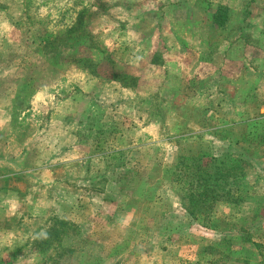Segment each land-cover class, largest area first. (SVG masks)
Listing matches in <instances>:
<instances>
[{
  "label": "rangeland",
  "instance_id": "obj_1",
  "mask_svg": "<svg viewBox=\"0 0 264 264\" xmlns=\"http://www.w3.org/2000/svg\"><path fill=\"white\" fill-rule=\"evenodd\" d=\"M21 5L9 48L0 52V79L18 81L16 89L14 82H0V93L17 90L10 105L18 148L15 156L8 151L4 156L17 158L28 142L30 151L23 167L0 172V264H52L57 249L46 244L41 256L37 242L56 219L71 218L72 210L86 219L71 226L63 242L75 252L68 264H165L147 238L158 228L152 224L163 208L178 203L180 166L188 161L193 173L199 165L213 173L220 159L212 156L229 155L244 163L242 192L251 200L236 215L219 208L210 225L251 234L264 253V0H22ZM83 10L91 11L94 37L82 29L65 38ZM217 12L222 23L210 24L208 15ZM72 68L91 82H67L66 76L78 75ZM39 92L47 94L44 111L63 112L62 123L89 126L91 146L103 147L84 148L82 156L95 159L103 150L101 163H62L53 144L57 123L48 124L45 114L31 109ZM136 124L153 127L155 135H145L139 149L117 152L140 133ZM110 138L118 141L112 154ZM4 139L0 135L1 143ZM36 160H46L43 170ZM159 194L163 202L153 204ZM40 198L44 209H31ZM164 228L163 222L160 231ZM202 239L195 243L204 246ZM231 246L222 243V249ZM197 250L194 246L192 257ZM32 251L39 257H31Z\"/></svg>",
  "mask_w": 264,
  "mask_h": 264
},
{
  "label": "crops",
  "instance_id": "obj_2",
  "mask_svg": "<svg viewBox=\"0 0 264 264\" xmlns=\"http://www.w3.org/2000/svg\"><path fill=\"white\" fill-rule=\"evenodd\" d=\"M21 3H22V0L21 1L0 0V52L2 53L5 52L3 50H7L9 48V40L7 39V37L14 31L15 28L17 29L18 24L16 22V19H18V16H20V19H21V16H23L22 15L23 10H22ZM220 6H222V4H220ZM18 7L21 8V10L19 11V14H18ZM158 34H160V32H158ZM177 45L179 46L180 44L176 43V46L172 45L175 51L179 49ZM190 46L184 47L183 49L189 50L191 49ZM169 48L170 47H168V49ZM72 72H77L78 75H70L72 78H68V76H66L67 82H70V80H72V83L74 85H78L76 84V81H78L83 86L85 82H91L88 76H85V75L80 76L78 70L72 68ZM0 80H1L0 81L1 83H7V82L13 83L14 82L16 86L15 89L18 86L17 85L18 81L15 78H7V79L2 78ZM78 89H81V88H78ZM15 92H17V90H13L12 92L8 90L7 92L0 93V135L5 136L3 143H1L0 141V148H2L1 146H3V144L6 147V148L3 147L4 153L2 156L0 155V172L1 173H2V170H5L6 168L10 169V167H12L15 169V167L16 168L23 167V163H25L26 159H28L29 157L27 155V153L30 151L27 148V146L29 145V142L28 144H26V148H24L25 151L20 150L18 152L17 158H14L13 160L10 159L8 161L6 157L4 156L6 151H8V157L9 155L15 156L16 149L18 148V143H16L15 140L11 137V133L13 132V129H12L13 110L10 104H12V102H14L13 99L16 98V96L14 97ZM45 94L42 92L36 93L30 105L33 111L40 112L47 116L45 118L46 120H48V124L49 122L57 123L56 124L57 128L55 129L52 128V131L56 135V140H57V142L53 144H57V147H59V148L55 147L56 150L60 149V150H57V152L60 155L62 154L61 156V159H63L61 160L62 163L66 161H67L66 163L75 162V163H78V165L82 163H90V164L101 163L98 161L99 160L103 161L102 156H105L103 154L107 153V152H103V150H101L102 154L99 157L96 156L95 159H89L88 156H85V157L82 156L84 154L83 153L84 150L82 149L84 148H92V149L97 148L99 150L100 148L103 147L101 144H98L100 142H98L97 145L91 146L92 136L91 134L89 135L88 133L89 128H87L89 126L84 125L80 122L77 124L62 123L60 120V117H63V119L66 118L65 114H62L63 112L60 113L57 111H53L51 108L44 111V107L46 106L45 101L47 100L46 99L47 94L46 95ZM87 113L89 114V112ZM46 124H47V121H46ZM48 126L49 125L46 126V130H45L47 132H48L47 130ZM136 127H137L136 130L140 131V133H136L137 135L136 138L130 139V141H128L126 145L120 144V146H118L117 148V152L122 153L123 151L128 150V149H131V150L139 149L142 144L145 145V142H144L145 135H148V136L155 135L153 132L154 130L153 127L150 130L144 127L142 128V126H140L139 124H136ZM49 129L51 130V128ZM84 129H87L88 134H83ZM43 130L41 129L40 132L37 131L36 135L33 136V139L31 140L30 138L29 141L31 140V142H35L37 139L36 136L42 135ZM88 135H89V138H88ZM85 136L86 138L84 139ZM114 143L117 144L118 141L116 140L114 142L113 138H110L108 144L106 141V145H108V147L110 148L109 153L111 154L114 153V150L111 151L112 148L114 149L116 147V146H113ZM43 149L45 150V148ZM53 149H54V146H52V150ZM20 152H22L21 155H20ZM226 157L234 158L235 156L229 155ZM226 157L220 158V157L212 156V159L215 158V159L224 160ZM87 159H89L88 160L89 162L87 161ZM44 161L46 160H36L35 162H33L35 164L41 163L39 167L37 168V170L40 171L44 169V167L41 166ZM15 171H13L12 173H16ZM84 171H86V169H84ZM106 172L108 171L106 170ZM174 189H176L174 193L175 202L176 200L178 202L177 186ZM93 192L94 190H90V189L85 190L86 194H92ZM37 200L39 201L40 205L31 204L30 208L35 209L39 212L40 210L42 211L44 209V206L42 208L41 204L46 200L41 199V198ZM162 202L163 200L161 199L160 194H159L156 197L153 204L162 203ZM245 205H246L245 202L238 204L235 202L219 201L218 203L214 205L212 210L209 213H207L206 217H208V222L203 224V222L200 221L201 219L195 220L193 218H190L186 214V212L182 208L179 207V202L176 203L175 205L172 204L170 208L168 206L169 210L168 208H165V209L163 208V210L159 214L160 215L159 218L153 221L152 227L154 224H156L158 228H153L151 235L148 236L147 238L148 239L147 243H151V247L153 245L158 246L157 249L159 251L157 253L161 254V256L163 257L162 261L165 264H176V262L174 261H177V260H178V264H263L262 261L264 257H262L257 250V246L258 245L262 246V243L258 242V240H256L251 234H249L248 237H244V235H242L241 230L233 229V230L222 231L220 227L217 226L216 224L210 225V220L213 221L214 215L217 214V211H219V208L232 209L233 215L234 214L236 215V211H238V209L239 210L243 209ZM74 208L77 209L76 206H74ZM250 210H252V208H250ZM253 212L254 210H252V213ZM166 217H171L172 220H164V218ZM83 218L86 219L85 214H81V212L78 210L77 211L72 210L71 218L70 217L68 218L59 217L58 219L61 221L67 222L68 224L72 226V228H74L75 226H77V223H79ZM91 218L93 219V217ZM232 220L235 221V218L233 217ZM224 221H227V220H224ZM163 222H164V227H165L164 229H166V231L161 232L160 228H162ZM189 231L194 232L195 233L194 236L197 239H194L190 235V233H188ZM199 237L204 239V242H203L205 243L204 246H200L197 243H195L196 240H199ZM45 238H47V235L45 236ZM207 239L212 240V241H207ZM43 240H44L43 237H40L38 241H43ZM176 240L181 241L185 246L183 247V246L175 245V242H178ZM29 241L32 242L33 239ZM65 241L66 240L63 239L62 242H65ZM139 241H143V240L140 239ZM224 241L229 242L232 245L231 250L222 249V243ZM194 246L197 247L198 250L196 252V255L192 257ZM207 246L211 247L214 250L216 255H213V256L209 255L205 250ZM186 247L192 249V251L190 252L191 257L187 255L186 252L184 253V249ZM32 252L33 253H30L32 255L31 257H39V255L41 256L44 255L43 253H40L38 251L37 252L39 253V255L35 251H32ZM129 254L130 253L128 252H126V254L123 253L121 254L120 258H123V257L126 258Z\"/></svg>",
  "mask_w": 264,
  "mask_h": 264
},
{
  "label": "trees",
  "instance_id": "obj_3",
  "mask_svg": "<svg viewBox=\"0 0 264 264\" xmlns=\"http://www.w3.org/2000/svg\"><path fill=\"white\" fill-rule=\"evenodd\" d=\"M84 11L85 10L80 13V17L78 21L75 22V25L66 30L65 38L75 32H81L82 29V32H84L86 36L94 37V34H92L88 27V20L90 19L91 11L89 10V12L87 10V13ZM83 12L85 13L84 17ZM223 19L224 17L222 14L217 12L208 15L206 20L211 22L210 24H215V22L219 24L222 23ZM84 20L86 21V24H84ZM50 43L51 42H49V44ZM213 160L214 159H212V161ZM185 162L187 163L180 166L177 175V180L180 178L179 186H177V197L182 209L190 218L195 220L201 219L200 221L205 224L208 222V217H206L207 213H209L219 201L240 204L251 200V197H248L247 194L242 192L244 189L243 186L245 185V167L241 159L225 158L224 160H220L214 168L213 173L211 171L208 172L207 168L201 165L196 166L198 169L193 173L192 168L188 165V161ZM250 212H252V210H250ZM166 219L172 220L171 217H166ZM71 231L70 224L56 219V225H53L47 238L43 241L37 242V251L44 254V246L47 244L48 246L57 249V251L55 250L56 253L50 257L53 261L52 264H68L69 259L72 258L75 252L71 246H67L68 248L63 247L62 241L63 239L69 240ZM262 249L263 246H257L258 252L264 257ZM205 250L211 256L216 255L214 250L209 246H207ZM262 263L264 264V259Z\"/></svg>",
  "mask_w": 264,
  "mask_h": 264
}]
</instances>
